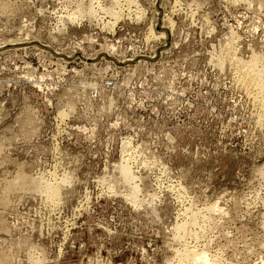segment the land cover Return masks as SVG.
Returning <instances> with one entry per match:
<instances>
[{"label": "rangeland", "instance_id": "374dc122", "mask_svg": "<svg viewBox=\"0 0 264 264\" xmlns=\"http://www.w3.org/2000/svg\"><path fill=\"white\" fill-rule=\"evenodd\" d=\"M263 64L264 0H0V264H264Z\"/></svg>", "mask_w": 264, "mask_h": 264}, {"label": "bare ground", "instance_id": "6f19581e", "mask_svg": "<svg viewBox=\"0 0 264 264\" xmlns=\"http://www.w3.org/2000/svg\"><path fill=\"white\" fill-rule=\"evenodd\" d=\"M130 1V0H129ZM132 2V1H131ZM134 2V1H133ZM118 4V3H117ZM86 7V6H85ZM92 8V7H91ZM91 8H89V6H88V11L86 10H82V9H84L83 7H82V11H83V13L82 14H86V13H88V14H86V15H91V13H89V11H92V9ZM120 9V8H119ZM107 10H110L109 9V7H108V9L106 8V12H107ZM81 11V12H82ZM95 11V10H94ZM111 11L112 12H114V9L112 10V8H111ZM111 11H110V14H112L111 13ZM80 12V11H79ZM85 12V13H84ZM93 12V11H92ZM115 12H117V11H115ZM74 14V13H73ZM81 14V13H80ZM81 14V15H82ZM93 14V13H92ZM117 14V13H116ZM112 15L113 17H115L116 19H118V17L120 16V14L118 13L117 15ZM138 15V14H137ZM77 17V15L75 14V15H73V19L72 20H74V18H76ZM114 27V26H113ZM151 33V32H150ZM160 36H162V35H160ZM109 55V54H108ZM219 60V59H218ZM217 61V60H216ZM256 61V60H255ZM257 61H260L259 59H257ZM246 74L247 75H249V77L247 78L248 80H245V81H257V87L259 88V89H262V91L264 90V64L260 67V66H258V68H254V69H250L249 71H247L246 72ZM73 112V111H72ZM61 115H62V113H61ZM63 116V115H62ZM66 117V116H65ZM127 141V140H126ZM128 143H130V142H128ZM124 148V147H123ZM125 152H127V151H125ZM131 156V155H130ZM123 159V158H122ZM126 160H127V158H126ZM131 160V159H130ZM128 161V160H127ZM121 162V161H120ZM124 162V163H123ZM122 162V167H121V165H120V167H121V169L119 168V167H117V168H119V171H120V178H122V179H124L123 181H128V182H133L134 181V176H133V173H132V170H131V167H130V165H129V163L128 162H126V161H123ZM147 166V165H146ZM133 169V168H132ZM258 171H263V169L261 170H258ZM22 172V171H21ZM260 172V173H261ZM23 173V172H22ZM24 173L25 174H27L25 171H24ZM20 174V173H19ZM25 174H21L20 175V177L18 178V180H19V184H21L20 182H22L23 183V181H21V180H24L25 179ZM28 175V174H27ZM54 175H56V174H54ZM17 178V177H16ZM27 178H29V176L27 177ZM116 178V177H115ZM32 179V178H31ZM42 179H43V177H42ZM110 179V178H109ZM9 180V179H8ZM35 180H37V179H35ZM116 180V179H115ZM32 181H34V179H32L31 180V183L32 184H34V182H36V181H34V182H32ZM66 180H63V182H65ZM69 181V180H68ZM67 181V182H68ZM113 181V180H112ZM11 182V181H10ZM13 182H14V180H13ZM119 182L120 181H118V184H119ZM7 183H9L8 181H7ZM12 183V182H11ZM10 183V184H11ZM24 183H25V180H24ZM23 183V184H24ZM29 183L30 182H28V185H27V187H29ZM41 183H43V182H41ZM106 183V182H105ZM114 183H115V181H114ZM117 183V182H116ZM16 185H17V183H15ZM22 184V185H23ZM121 184V183H120ZM131 184V183H130ZM9 185V184H8ZM40 185V184H39ZM47 185V184H46ZM45 185V186H46ZM10 186V185H9ZM11 186H13V184L11 185ZM10 186V189H12V187ZM128 186V185H127ZM40 188H41V185L39 186ZM130 187V186H129ZM16 188V187H15ZM24 188V187H23ZM22 188V189H23ZM62 187H61V185H60V183H56V184H52V185H50L48 188H47V193H48V196L50 195V197H52L53 199H58V198H60V192H61V189ZM132 188V187H131ZM134 188V187H133ZM7 189V188H6ZM10 189H8V190H10ZM14 189V188H13ZM25 189V188H24ZM35 189H36V187H35ZM37 189H38V187H37ZM136 190H137V187L135 188ZM16 190V189H15ZM41 190H42V188H41ZM43 190H44V188H43ZM12 191V190H11ZM22 191V190H21ZM135 191V190H134ZM131 192V191H130ZM137 191H135V193H136ZM135 193H133V194H130L131 196H128V197H131V199H132V201H134V202H136V200H139V198L137 199V195L139 194H135ZM21 194V193H20ZM126 195V194H125ZM126 199V198H125ZM124 199V200H125ZM128 199H130V198H128ZM4 200V199H3ZM145 200V199H144ZM131 201V200H130ZM3 202H5V200L3 201ZM141 203V202H140ZM134 204H136V206H137V204H138V202L137 203H134ZM135 206V207H136ZM153 214V213H152ZM157 214V213H156ZM151 215V214H150ZM192 219V218H191ZM6 220V219H5ZM2 223H3V221H2ZM0 224H1V221H0ZM187 224H189V222L187 223ZM191 224V223H190ZM3 225V224H2ZM4 226H5V223H4ZM4 228V227H3ZM6 229H8V228H6ZM9 230V229H8ZM181 230V229H180ZM2 231H3V229H2ZM181 233V232H180ZM179 235V234H178ZM180 238V237H179ZM27 243V242H26ZM24 244V243H23ZM22 244V245H23ZM30 245V244H29ZM28 245V246H29ZM32 245V244H31ZM10 246V245H9ZM8 246V247H9ZM24 247V246H23ZM32 247V246H31ZM188 249H186V253H184L183 254V256L180 258V260H179V262H177L178 264H214V263H212V262H210V260H209V258L206 256V255H203L202 253H200V251L199 250H195V249H190L189 247H187ZM193 248V247H192ZM36 250V249H35ZM40 252V251H39ZM179 253V252H178ZM180 254L182 255V253L180 252ZM17 255H18V253H17ZM177 255V254H176ZM175 255V256H176ZM15 256V255H14ZM179 256V255H178ZM177 256V257H178ZM5 257V256H4ZM180 257V256H179ZM9 259V258H8ZM176 259V258H175ZM177 259H179V258H177ZM1 260H4L5 261V259H1ZM29 260V259H28ZM41 260V259H40ZM11 261V260H10ZM35 263H37V264H45V263H43V261H35ZM2 264H10V263H2ZM31 264V263H30Z\"/></svg>", "mask_w": 264, "mask_h": 264}]
</instances>
